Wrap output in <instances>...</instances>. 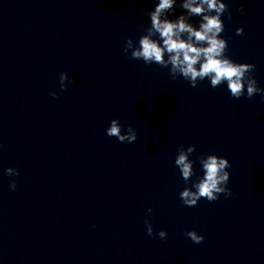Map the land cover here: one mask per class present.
Wrapping results in <instances>:
<instances>
[{
    "label": "water",
    "instance_id": "95a60500",
    "mask_svg": "<svg viewBox=\"0 0 264 264\" xmlns=\"http://www.w3.org/2000/svg\"><path fill=\"white\" fill-rule=\"evenodd\" d=\"M222 2L226 55L255 65L264 88V0ZM156 3L0 0V264H264V100L208 79L192 88L170 66L125 55ZM180 3L169 19L185 14ZM114 119L135 142L107 136ZM181 145L196 149L187 184ZM209 154L231 164L232 196L187 207L180 193Z\"/></svg>",
    "mask_w": 264,
    "mask_h": 264
},
{
    "label": "clouds",
    "instance_id": "9594fccd",
    "mask_svg": "<svg viewBox=\"0 0 264 264\" xmlns=\"http://www.w3.org/2000/svg\"><path fill=\"white\" fill-rule=\"evenodd\" d=\"M177 0H158L154 10L149 11L147 16L150 19V27L144 29V35L140 36L138 46L129 38L125 41L123 49L125 55L131 53V59L142 60L145 65L153 63L163 68H169L173 80L183 77L192 88H196L201 81L208 79L212 88L227 84L231 97L240 99L246 97L252 99L255 95H260L264 100V88L257 86L254 78L255 65L236 63L226 55L228 41L221 38L224 32V22L221 19L223 14L228 13L231 19L229 7L222 0H181L180 8L185 14L176 19H169L170 14H174ZM238 11L243 15L244 9ZM212 13H215L214 15ZM193 17H200L198 28L191 23ZM243 28L236 30V35H243ZM158 37V39H154ZM165 57H167L165 59ZM65 81H69L66 73H60L61 91H66ZM71 82V81H69ZM54 99L59 98L56 92L50 93ZM123 126L119 120L110 122V127L106 129L109 137H116L121 143H133L137 139L136 130L127 126L125 134H122ZM195 145L185 149L182 145L177 149L175 166L179 169L185 183L191 181L194 176V162L189 157L195 152ZM199 163L204 172L203 177H197L192 182L191 188L186 187L180 193V199L187 207H195L202 198L209 202H215L220 195L227 199L232 196L231 190L227 187L231 164L226 158L209 154L200 157ZM6 175H18V170L8 168ZM11 190L16 189V182L9 185ZM195 189V190H193ZM151 213L152 209L149 208ZM147 235L154 237L151 223L145 221ZM159 239L167 238L165 231H159ZM186 236L195 244H201L204 237L195 231H189ZM155 238V237H154Z\"/></svg>",
    "mask_w": 264,
    "mask_h": 264
}]
</instances>
